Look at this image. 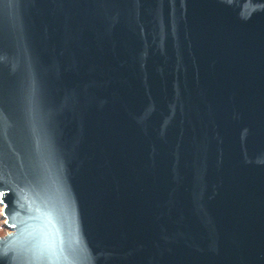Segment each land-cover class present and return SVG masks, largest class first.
<instances>
[{"label":"water","instance_id":"water-1","mask_svg":"<svg viewBox=\"0 0 264 264\" xmlns=\"http://www.w3.org/2000/svg\"><path fill=\"white\" fill-rule=\"evenodd\" d=\"M0 264H264V0H0Z\"/></svg>","mask_w":264,"mask_h":264},{"label":"rangeland","instance_id":"rangeland-1","mask_svg":"<svg viewBox=\"0 0 264 264\" xmlns=\"http://www.w3.org/2000/svg\"><path fill=\"white\" fill-rule=\"evenodd\" d=\"M2 205L0 203V237L6 235L9 232V228L5 225V220L2 216Z\"/></svg>","mask_w":264,"mask_h":264},{"label":"snow or ice","instance_id":"snow-or-ice-1","mask_svg":"<svg viewBox=\"0 0 264 264\" xmlns=\"http://www.w3.org/2000/svg\"><path fill=\"white\" fill-rule=\"evenodd\" d=\"M0 195H2V193H0ZM0 203H2V201H0Z\"/></svg>","mask_w":264,"mask_h":264}]
</instances>
